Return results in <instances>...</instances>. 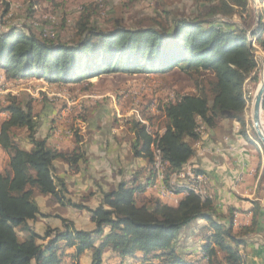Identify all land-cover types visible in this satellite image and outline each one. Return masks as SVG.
Segmentation results:
<instances>
[{"label": "trees", "instance_id": "trees-1", "mask_svg": "<svg viewBox=\"0 0 264 264\" xmlns=\"http://www.w3.org/2000/svg\"><path fill=\"white\" fill-rule=\"evenodd\" d=\"M195 1L208 3L203 18H171L166 28L117 24L106 30L82 12L74 33L65 41L16 26L0 30V69L7 79L35 76L73 83L105 73H164L177 68L196 73L197 89L159 109L165 128L161 134L154 133L155 138L137 119H126L132 134V155L147 161L144 183L120 180L100 192L96 206L75 205L89 211L92 228L79 229L62 219V228L46 227L42 236L30 225L41 215L35 193L73 205L66 197L63 179L55 174L54 161L61 160L78 172L85 152L80 145L62 151L49 146L45 138H37L41 121L32 100L24 103L7 94L3 111L8 117L0 123V148L8 155L7 167L0 171V264H78L85 251L91 252V264H102L106 250L120 258L139 252L140 264H246L240 246L256 233L257 209L250 225L234 227L233 208L221 213L210 197L193 191L176 206L154 196L137 200V194L154 181L152 146L160 150L165 173L180 175L194 155L200 123L212 128L223 118L245 127L243 85L247 79H255L251 76L255 60L248 29L227 16H247L248 0ZM263 17L256 42L264 51ZM20 129L32 145L29 150L15 139ZM241 134L247 139L244 129ZM75 136L78 144L80 138ZM200 219L211 231L201 247V257L184 255L175 245L178 234ZM16 228L26 233L24 238L18 237ZM67 248L73 252L66 253Z\"/></svg>", "mask_w": 264, "mask_h": 264}, {"label": "rangeland", "instance_id": "rangeland-1", "mask_svg": "<svg viewBox=\"0 0 264 264\" xmlns=\"http://www.w3.org/2000/svg\"><path fill=\"white\" fill-rule=\"evenodd\" d=\"M248 3L249 11L244 18L227 16L230 21L240 23L242 27L248 29V37H251L249 42L255 60V69L251 74L255 79H247L243 85L246 97L244 111L245 127L242 128L239 124L238 132L244 138L241 131L242 129L246 131L247 139H245L253 146L255 153H258L257 155L262 154L264 160V147L256 136L251 122L252 100L262 79L259 73L262 67L264 51L261 52L259 49L256 37L261 32L259 30L261 27L259 19L264 15V10H261L262 13L261 11H258V13L254 11L252 8L253 4L249 0ZM260 4L262 5L261 2ZM207 5L208 3L195 0H0V30L6 31L16 26L37 35H47L53 39L59 38L65 41L71 38V35L74 33L77 20L82 12L83 16L89 14L92 20H95L101 28L106 30H111L117 24L128 27L160 25V27L166 28L170 25L168 19L172 20L171 18H203L208 10ZM190 71L174 68L164 73H105L85 78L80 82L64 83L49 82L45 78L35 76L7 79L2 69H0V118H3L6 95H15L24 103L32 100L33 110L38 114L40 121H47L43 129L39 127L40 135L36 134L37 138L50 136L52 141L63 142L67 141L69 136L72 138L76 137V134L79 138L84 139V136H86V139H90L93 130L89 127V120L95 119L94 124L103 127L104 130L113 129V132L115 130L116 132L113 134L116 135L118 141L127 143V146L126 144L124 146L128 152V141L131 132L129 125L126 124V119L133 117L143 123L148 132L161 134L162 132L160 131L165 124V119L159 109L166 102L175 99L181 94L196 93L197 91L195 86L196 80L194 78L196 77V73L192 70ZM263 105L262 124L264 126ZM99 115L102 117L99 118ZM41 123L42 121L40 125ZM199 125L197 131L201 135L208 127L201 123ZM96 131H100V128L97 127ZM54 133L58 134L55 140L51 137ZM24 138V129L16 130L15 139L20 142L22 147L26 148L27 143L24 145ZM86 143L89 145L90 141L85 140L81 145ZM49 146H52L51 142ZM127 152L124 151V154L130 156V153ZM125 157L126 155L123 159L124 164L129 160V158ZM0 163L1 171H3L7 167V158L1 152ZM187 163L182 167L180 172H198L196 166L188 165ZM58 165L54 166L56 175L62 169ZM68 171L69 173L73 172L70 168H68ZM169 174L165 173L167 179H165L164 184L166 188L162 189L166 194L160 192L155 174L154 181L151 184L152 192L149 193V196L159 198L168 205L176 206L182 198L178 199L177 196L184 195V192H178L180 187L176 186L181 179H175L174 184L168 185ZM203 174L206 177L205 196L209 197V177L205 173ZM99 176L98 181L102 185L104 183L101 182L102 179L106 180L105 177L108 178V176ZM63 181L67 187L66 194L69 196L74 194L76 189L73 188L74 182L70 180L65 181V179ZM155 184L157 187L154 186ZM156 193L157 195H155ZM42 195L35 193L34 196L42 216L40 215L35 221L30 222L31 227L37 234L42 236L46 227L62 228V219H67L79 229L86 230L91 228L92 223L88 210L85 208L75 209L68 207ZM74 195L76 196V194ZM140 199L141 197H137L138 201ZM75 201L78 205H96V200L91 198L90 195L83 196L81 194L75 197ZM242 221L243 219L238 222ZM234 222L236 223L235 211L233 224H235ZM16 230L20 239L25 237V232L19 228H16ZM262 234L264 237V233ZM179 235L181 239L187 238L186 234L181 235L179 232ZM187 240L189 239L187 238ZM37 241L41 243L42 240L39 239ZM84 253H87V257L91 259L90 251H85ZM84 253L78 257V264H86V258L82 257ZM125 263L135 264L134 260L130 257L126 258V262L123 261V264Z\"/></svg>", "mask_w": 264, "mask_h": 264}, {"label": "crops", "instance_id": "crops-1", "mask_svg": "<svg viewBox=\"0 0 264 264\" xmlns=\"http://www.w3.org/2000/svg\"><path fill=\"white\" fill-rule=\"evenodd\" d=\"M249 1L253 4L252 8L254 11L260 12L261 10H264V0ZM3 112V118H0V123L3 119L8 117V113L5 111ZM100 117L102 116L99 115V118ZM94 120L95 119L89 120V127L93 130L91 138L86 139V136H84V139H79L78 144H76V137L72 138L71 136L68 137L67 141L63 142L52 141L50 136H42V138H46L49 145L51 142L53 147L62 151H71L77 145L82 147L85 152V160H80L78 172L69 173V167L61 160L54 161V166L56 167V164H59L58 166L60 169L62 167L61 172L57 175L60 179L74 182L73 188H76L74 193L76 196L81 194L83 196L90 195L91 198L96 200L97 205L99 203L101 191H107L110 187L113 188L115 186L114 184L120 180L133 179V181L138 183H144L148 176V169L147 161L145 159L134 157L132 155L130 149L132 139L131 133L127 152V148L124 146V144L127 146V143L118 141L116 135L113 134L116 132L115 130L113 132V129L110 130L107 128L108 131H106L103 127L94 124ZM41 121L40 128L43 129V126L47 121ZM97 127L100 128V131H96ZM164 128L165 127L163 126L160 132H163ZM39 130L40 129L37 131L38 136L40 135ZM238 130L239 123L237 121L218 119L214 127L206 128V130L201 133L199 141L194 144V155L188 160L187 164L196 166L198 172L205 173L209 177L208 196L213 200L219 212L226 213L228 208L234 209L236 217L234 227L250 225L253 213L256 209L258 210L259 216L255 226L256 233L247 238L248 240L245 245L240 246V252L244 256L246 264H264V237L262 234L264 233V160L262 154L257 155L258 153H255L253 146L239 134ZM51 137L55 140L57 139L58 134L54 133ZM85 140H89L90 144L88 145L86 143L87 145H81ZM24 141V145L27 143L25 149L29 150L32 145L28 143L25 138ZM124 151L130 153V156L124 154ZM0 152L8 160V156L3 150H1V148ZM125 155V158H129V160L124 164L123 159ZM183 174L186 175V181H178L176 186H182L178 191L184 192L183 187H200L203 193L202 197L205 198L206 177L201 176L200 173H190V171ZM99 175L108 176V178L104 176L106 180L102 179L101 182H104L102 185L98 181V178L100 177ZM196 176L200 177L199 180L195 178ZM180 177L181 174L178 175L175 172L171 173L169 175L168 185L172 183L174 184V180L180 179ZM151 189L152 187L150 185L145 191L138 193L137 197H148L149 193L152 192ZM74 194L71 196L66 194L67 199L70 200L71 198L70 201L73 205H65L80 209L82 207L75 206L78 204L75 203L76 196ZM155 195H157V193ZM184 195L181 194L180 197H177L179 199ZM42 196L53 200L49 195ZM88 207L92 208L94 205H89ZM241 219H243V221L239 223L238 221H241ZM92 227L93 223L91 228ZM210 233L211 231L209 230L207 222L203 219L197 220L180 232L181 235L186 234L189 240H187L186 237L181 239L178 234L175 245L184 255H195L197 258L201 257V247ZM65 252L72 253L73 249L67 248ZM86 254L87 253H84L82 257L86 258V264H89L91 263V259H89ZM129 257L134 260L135 264H140L139 258L142 257V254L136 252L132 256L120 258L112 251L106 250L102 256V264H123V261L126 262V258Z\"/></svg>", "mask_w": 264, "mask_h": 264}, {"label": "water", "instance_id": "water-1", "mask_svg": "<svg viewBox=\"0 0 264 264\" xmlns=\"http://www.w3.org/2000/svg\"><path fill=\"white\" fill-rule=\"evenodd\" d=\"M262 29V28H261ZM264 100V76L254 94L251 105V122L260 143L264 147V126L262 124V105Z\"/></svg>", "mask_w": 264, "mask_h": 264}, {"label": "built area", "instance_id": "built-area-1", "mask_svg": "<svg viewBox=\"0 0 264 264\" xmlns=\"http://www.w3.org/2000/svg\"><path fill=\"white\" fill-rule=\"evenodd\" d=\"M261 71L259 73L260 77H263L264 76V61L262 60V65H261ZM154 171H155V174H156V178H157V185L160 189V192L162 194H166L162 191V189H165L166 186L164 184V181H165V168L161 167V163H159L157 161V156H154ZM194 173V172H193ZM196 173H200L201 176H205L203 173L201 172H196ZM171 174V173H170ZM181 181H186V175H184L182 172H181V177H180ZM157 185L155 184L154 186L157 187Z\"/></svg>", "mask_w": 264, "mask_h": 264}, {"label": "bare ground", "instance_id": "bare-ground-1", "mask_svg": "<svg viewBox=\"0 0 264 264\" xmlns=\"http://www.w3.org/2000/svg\"><path fill=\"white\" fill-rule=\"evenodd\" d=\"M262 23H263V27H264V17L262 18ZM249 39L251 40V37H249ZM255 46V45H254ZM261 50V52H263V50L261 48H259ZM259 53V52H258ZM258 55V54H257ZM264 61V58H263ZM150 133V132H149ZM151 135H153V137L155 138V135L150 133ZM159 134V133H158ZM157 134V135H158ZM159 138V137H158ZM158 143V142H157ZM152 151H153V156H157V161L159 163H161V155H160V150L159 148L155 145L152 146ZM194 178V177H193ZM197 180H199L200 177L196 176L195 177ZM182 187V186H180ZM183 191L185 192V194L188 193V191H193L195 194L199 195V196H203L202 190L200 189V187H183ZM175 189V188H174Z\"/></svg>", "mask_w": 264, "mask_h": 264}]
</instances>
